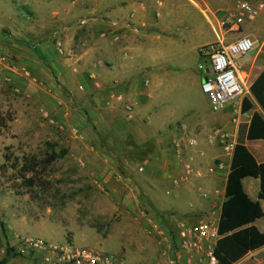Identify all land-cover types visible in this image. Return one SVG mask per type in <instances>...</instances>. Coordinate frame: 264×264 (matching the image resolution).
Segmentation results:
<instances>
[{"label":"crops","instance_id":"crops-1","mask_svg":"<svg viewBox=\"0 0 264 264\" xmlns=\"http://www.w3.org/2000/svg\"><path fill=\"white\" fill-rule=\"evenodd\" d=\"M19 1L23 6L0 0V22L10 25L17 34L29 33L30 39L32 34H42L44 38L32 46L38 54L29 56L27 65L22 67L13 63L9 74L44 86L47 106L42 111L51 127L72 132L71 138L79 149L77 153L94 159L102 175L108 173L106 182L113 192L119 186L115 181L122 179L119 172L133 173L135 167L148 161L145 172L141 173L143 182L136 184L124 179V187H120L144 191L155 212L153 219H172L176 214L191 223L198 218L218 220L214 218H220L222 210L220 200L213 193L220 190L226 194L232 157L226 154L215 131L227 132L237 142L239 125L234 122L232 107L206 116L196 109L185 113L174 99L176 93L183 94L188 88L204 94L201 72L189 81L172 75L165 66L169 58L162 48L167 43L164 40L175 41L171 32L178 24L175 16L184 11L181 0ZM184 1L196 8L218 32L240 0ZM51 5L62 10H53L47 18L45 9ZM34 21L36 28L31 27ZM255 23L260 24L259 19ZM259 31L257 27L252 32L257 43L261 41ZM204 46L207 44H201L199 49ZM258 54L253 59L251 54L245 59L244 76L248 77L249 89L264 70V65L255 67ZM71 63L75 67L68 72ZM48 77L54 83L47 87L42 80ZM65 97L91 106L85 108L91 115V140H76L78 128L89 123L79 103L74 110L81 114L77 118L69 115L71 110L64 105ZM128 107L132 118L128 117ZM257 112L264 114L259 105ZM253 113L249 112V117ZM250 119L244 122L249 123ZM194 137L199 146L190 150L187 157L194 159L195 170L201 176L194 174L177 186L174 180L183 176V166L175 155V144L183 142L185 148L187 141ZM247 145L253 146V151L249 149L259 162L264 161V140L247 141ZM220 164L223 168L218 167ZM243 185L249 197L259 201L264 211V200L259 198L260 180L246 178ZM203 191L211 193V198H201ZM255 225L264 232V217ZM235 264H264V247Z\"/></svg>","mask_w":264,"mask_h":264},{"label":"rangeland","instance_id":"rangeland-1","mask_svg":"<svg viewBox=\"0 0 264 264\" xmlns=\"http://www.w3.org/2000/svg\"><path fill=\"white\" fill-rule=\"evenodd\" d=\"M7 2L23 6L19 0ZM181 4L184 11L175 16L178 24L171 32L175 41L164 40L167 43L162 48L169 58L165 66L172 75L192 81L201 72L199 64L205 62V57L200 55L201 44L216 43L218 33H223L228 42L243 35L254 39L252 32L257 27L261 41L251 53V59L259 52L255 67L264 65V13L256 18L260 24L255 23L256 19L246 18L238 32L219 28L217 33L196 8L184 0ZM51 6L45 9L47 18L53 10H62ZM9 26L0 22V53L22 67L27 65L29 56L38 54L32 46L42 42L44 35L32 34L30 39L29 33L20 30L22 34H17ZM31 27H37L35 21ZM17 37L29 42L19 41ZM74 67L71 63L67 71H73ZM49 70L53 71L50 66ZM9 73L5 69L0 74V259L5 255L7 242L14 247L18 238H34L118 254L127 264H169L173 256L172 219H153L155 212L144 191L121 190L124 179L136 184L143 182L138 166L133 173L119 172L122 179L117 178L118 182L112 176L119 185L113 192L106 182L108 173L102 175L94 159L77 153L79 149L71 138L72 132L51 127L42 111L47 106L44 86ZM48 78L41 79L46 86L54 83ZM174 99L185 113L196 109L206 116L214 115L202 93L188 88L183 94L176 93ZM78 103L65 97L64 105L72 111L68 112L71 117L81 114L74 110ZM83 107L82 115L89 125L78 128L75 135L77 141L86 142L91 140L93 127L91 115L85 110L91 106ZM257 110L255 103L252 111ZM7 264L43 263L30 256L10 257Z\"/></svg>","mask_w":264,"mask_h":264},{"label":"built area","instance_id":"built-area-1","mask_svg":"<svg viewBox=\"0 0 264 264\" xmlns=\"http://www.w3.org/2000/svg\"><path fill=\"white\" fill-rule=\"evenodd\" d=\"M263 13L264 0L240 1L221 23V30L227 28L229 32H238L246 18H257ZM217 40L216 43L204 46L200 50V55L205 57V62L198 66L203 74L202 91L207 96L213 113H220L232 107L234 122L240 126L242 123H248L244 120L251 118L248 113L252 110L243 111L244 100L251 95L246 81L248 77L244 76V71L245 59L256 49L257 41L251 36L243 35L228 42L223 33L217 34ZM11 64H13L11 57L0 53V74L5 69H9ZM127 112L128 117L132 118L131 108L128 107ZM262 115L264 117V114ZM215 134L226 154L232 157L237 142L232 140L229 133L222 130L215 131ZM198 146L199 141L196 137L190 138L185 148L183 142L177 141L175 144V155L183 166V176L174 180L175 185L179 186L186 182L194 174L201 176V172L195 170L194 159L187 157V153ZM147 162L138 167L140 173L145 172ZM218 167L223 168V165L220 164ZM213 195L220 200L222 210L225 193L215 190ZM200 196L207 200L211 198V193L203 191ZM220 218L191 223L173 215V256L169 264H220L216 255V248L222 238L219 229ZM18 240L17 245L14 246V251L18 255L25 258L33 256L43 264H127L124 257L95 248L81 247L72 243L52 244L34 238H18Z\"/></svg>","mask_w":264,"mask_h":264},{"label":"trees","instance_id":"trees-1","mask_svg":"<svg viewBox=\"0 0 264 264\" xmlns=\"http://www.w3.org/2000/svg\"><path fill=\"white\" fill-rule=\"evenodd\" d=\"M250 93L251 96L244 100L243 111L253 110L256 103L264 112V70L253 81ZM255 140H264V117L257 111L253 113L249 123L239 126L219 221L222 238L216 248V255L220 264H235L250 252L264 247V232L255 225L257 220L264 217V211L259 201H253L249 197L243 185L246 178L259 179V198L264 200V161L259 162L247 145V141ZM2 231L7 238L4 228ZM10 257L22 256L7 242L0 264H7Z\"/></svg>","mask_w":264,"mask_h":264}]
</instances>
